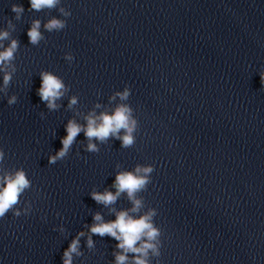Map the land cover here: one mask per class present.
<instances>
[{
  "label": "clouds",
  "instance_id": "obj_1",
  "mask_svg": "<svg viewBox=\"0 0 264 264\" xmlns=\"http://www.w3.org/2000/svg\"><path fill=\"white\" fill-rule=\"evenodd\" d=\"M61 4V0H30V9L42 11L44 9H54ZM11 11L15 13V19L20 20L25 9L21 4L14 3L11 6ZM61 16L67 18L71 16L70 10L64 7L59 8ZM67 26L66 19L52 17L44 25L47 32H59ZM41 21L34 19L31 22L27 35L29 42L33 46H38L45 36L42 35ZM8 29L15 30V25L12 20L7 21V29L0 30V41L9 39L10 32ZM3 47V45H0ZM19 49V44L16 39H12L8 47L0 51V73H3V83L0 85V93L8 95V88L12 81L13 75L16 72L14 64L15 54ZM69 63L74 60L71 53L64 57ZM261 84L264 85V70L260 73ZM41 85L37 90V94L50 111H55L59 108L56 103L68 91L70 86L66 85L63 79L51 71H42L40 73ZM131 94V89L125 86L123 91H117L110 96V101H114L117 97L121 101H128ZM17 102V96L11 95L8 97L7 103L11 106ZM78 99L72 96L69 100V107L76 105ZM100 107L99 104L96 105ZM133 108L126 103L116 105L111 111H103L98 115L93 110L85 117L86 124H80L76 120H69L65 130L67 135L61 139L62 148L55 155H50L48 158L49 164H55L57 161L63 160L68 156V153L73 145L76 137L83 132L89 141L85 151L98 153L99 147L93 141H99L101 144L106 143L110 137H115L121 141L123 148H129L135 143L134 133L138 130V121L133 115ZM41 113V117H43ZM121 132L123 134L121 135ZM5 158V152L0 149V218L12 211L16 217L28 215L31 212V203L26 202L21 210L17 207L21 203V196L24 192L32 187V183L23 168L7 170L2 166ZM117 167H120L118 164ZM154 166L151 164H137L132 170L119 171L115 177L112 187L115 192L105 189L103 192L93 191L92 199L98 204H103L105 207L114 205L121 194L127 195L131 202L130 209L117 211L115 208H110V211L115 214V219L104 221L102 215L97 212L93 216V224L89 226L87 246L92 248L94 242L92 235L110 236L118 243L116 248L119 250L114 253L115 264H149V255L158 257L160 255V237L161 229L154 224V217L157 215L155 208H147L141 214V209L145 208L143 197L139 193L146 191L147 186L151 183V173L154 171ZM59 215V213H57ZM64 231L63 228L60 229ZM84 232H80L72 239L68 248L63 252V264H73V255H82L79 251L80 238L84 236ZM129 254H133L131 259Z\"/></svg>",
  "mask_w": 264,
  "mask_h": 264
}]
</instances>
